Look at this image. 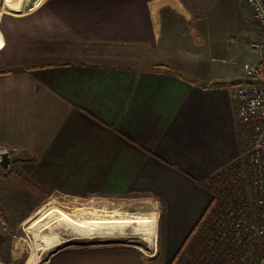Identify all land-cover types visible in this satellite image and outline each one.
<instances>
[{
    "label": "crops",
    "instance_id": "crops-1",
    "mask_svg": "<svg viewBox=\"0 0 264 264\" xmlns=\"http://www.w3.org/2000/svg\"><path fill=\"white\" fill-rule=\"evenodd\" d=\"M15 14L0 22V148L60 192L159 205L173 256L212 200L209 179L241 154L235 90L261 37L250 9L43 0Z\"/></svg>",
    "mask_w": 264,
    "mask_h": 264
},
{
    "label": "rangeland",
    "instance_id": "rangeland-1",
    "mask_svg": "<svg viewBox=\"0 0 264 264\" xmlns=\"http://www.w3.org/2000/svg\"><path fill=\"white\" fill-rule=\"evenodd\" d=\"M3 1L0 0V22L5 11L14 15L22 11H35L37 7L33 6L39 0H22L17 8L18 11L9 9ZM241 137L242 150L235 163L239 173L236 175L240 183L248 187L245 181L249 169L247 154L250 149L251 136L244 127ZM9 155V165L5 168L0 165V264H169L174 257L175 254L166 255L164 210L159 205L151 204L141 195L60 192L57 188L49 187L46 183L48 179H45L44 183L30 177L21 168V165L25 163L18 161L12 151H9ZM217 184L218 182L212 184L213 196L216 195ZM106 205L107 208L104 209ZM43 207H48V214L47 217H43L41 225L30 226V228V223L25 224L29 218L42 217V213L38 215L36 212ZM93 209L114 212L116 216L119 213L123 216L124 214L150 215L154 213L153 231L151 229V231L137 232L132 226L122 229L116 227L113 228L114 230H109L110 232L107 231L108 233L94 232L90 235L95 238L88 240L80 238L81 234L73 231L71 227L68 228L69 226L67 227L63 222L57 221L58 210H64L75 218V214L86 213ZM211 211L210 207L208 216L211 215ZM45 223H53L52 228L49 229L54 230L57 236L66 241L47 250L38 245L36 251L32 253L34 233L40 234L47 230L44 227ZM19 246L22 247V251L15 257L14 253ZM254 248L255 250L260 248L259 240L255 241Z\"/></svg>",
    "mask_w": 264,
    "mask_h": 264
},
{
    "label": "built area",
    "instance_id": "built-area-1",
    "mask_svg": "<svg viewBox=\"0 0 264 264\" xmlns=\"http://www.w3.org/2000/svg\"><path fill=\"white\" fill-rule=\"evenodd\" d=\"M242 1L261 32V37L250 43L256 59L243 65L246 81L235 90L240 121L251 136L248 187L237 177L235 193L214 201L203 230L211 247L226 243L236 248V257L231 256L225 264H264V0ZM258 240L260 248L254 252Z\"/></svg>",
    "mask_w": 264,
    "mask_h": 264
},
{
    "label": "bare ground",
    "instance_id": "bare-ground-1",
    "mask_svg": "<svg viewBox=\"0 0 264 264\" xmlns=\"http://www.w3.org/2000/svg\"><path fill=\"white\" fill-rule=\"evenodd\" d=\"M21 1L22 0H4L3 3L9 9L18 11L17 8L21 5ZM42 2L43 0H39L38 2H36V4L33 7H38ZM3 45H4V40H3L2 33L0 31V48ZM105 208H107V205L104 206V209ZM47 210H48V207L39 208L36 214L42 213L43 216L42 217L39 216L38 218H34V219L29 218L25 221V224L30 223L31 225H29V227L34 226V225H41L42 224L41 221H43V217L45 216L47 217V214H48ZM81 213L82 214H75L74 216L75 218H73L70 216L68 212H65L64 210H58V214L56 217H57L58 222L59 221L63 222L64 224L67 225V227L69 226L68 228L71 227L73 231L75 230L76 232L81 234L80 238L88 239V240L95 238V236L90 235L94 232L104 231L108 233L110 232L109 230L116 228V227H120L122 229L123 227H126V226H132L135 228L137 232L138 231L141 232L142 230L151 231L152 226L154 225V222H155L154 213L150 215H140V214L125 215L124 214L123 216L122 214L118 212L119 215L116 216L117 214H115L114 212H107V210H98V209H93V210L87 211L86 213L84 212H81ZM52 224L53 223H50V224L45 223L44 227L47 230H44L40 234L34 233L33 240H32L33 242L32 243V253L36 251L38 245L41 246L40 248L47 250V249H52L55 246H59L63 242L65 243L66 241L65 239H61L59 236H57L54 230L53 232L49 229V228H52ZM21 251H22V247L19 246L18 250H16L14 253L15 257L18 256Z\"/></svg>",
    "mask_w": 264,
    "mask_h": 264
},
{
    "label": "trees",
    "instance_id": "trees-1",
    "mask_svg": "<svg viewBox=\"0 0 264 264\" xmlns=\"http://www.w3.org/2000/svg\"><path fill=\"white\" fill-rule=\"evenodd\" d=\"M235 163L223 167L209 179L211 187L212 184L218 182L216 195L212 197L210 204L182 242L169 264H225L231 256L236 257L237 250L230 244L221 243L211 247L208 244L205 230H203V226H206L208 222V211L214 201L220 198V195L227 198L235 193L236 173L238 171L236 170L238 166ZM253 251L256 252L255 249Z\"/></svg>",
    "mask_w": 264,
    "mask_h": 264
},
{
    "label": "water",
    "instance_id": "water-1",
    "mask_svg": "<svg viewBox=\"0 0 264 264\" xmlns=\"http://www.w3.org/2000/svg\"><path fill=\"white\" fill-rule=\"evenodd\" d=\"M10 163V155L8 151H0V165L7 167Z\"/></svg>",
    "mask_w": 264,
    "mask_h": 264
}]
</instances>
